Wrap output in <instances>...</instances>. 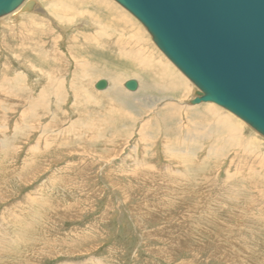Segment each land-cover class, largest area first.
I'll use <instances>...</instances> for the list:
<instances>
[{
  "label": "rangeland",
  "instance_id": "obj_1",
  "mask_svg": "<svg viewBox=\"0 0 264 264\" xmlns=\"http://www.w3.org/2000/svg\"><path fill=\"white\" fill-rule=\"evenodd\" d=\"M40 1L44 13L47 4L60 2ZM61 1L78 7L80 0ZM85 8L66 16L69 23L50 11L0 18V264L21 258L31 264H264V205L258 197L248 200L254 192L249 185L258 184V195L264 191L263 153L224 150L219 137L225 133L219 140L196 136L192 143V131L207 129L212 119L183 110V102L196 97L195 86L184 79L190 88L185 98L163 91L165 83L120 58L112 43L110 49L96 45V27L114 25L108 12L99 19L102 13ZM124 13L144 33L143 46L167 61L141 24ZM119 44L121 50L127 44L138 49ZM98 78L118 85L98 92ZM128 78L142 83L134 96L122 86ZM197 105L200 112L210 106ZM241 122L243 137L260 142L263 151L264 138ZM210 145L223 152L203 161ZM8 211L18 230L3 223Z\"/></svg>",
  "mask_w": 264,
  "mask_h": 264
},
{
  "label": "water",
  "instance_id": "obj_2",
  "mask_svg": "<svg viewBox=\"0 0 264 264\" xmlns=\"http://www.w3.org/2000/svg\"><path fill=\"white\" fill-rule=\"evenodd\" d=\"M25 0H0V18ZM198 90L264 138V0H114ZM105 80L95 84L103 91ZM138 88L136 80L124 84Z\"/></svg>",
  "mask_w": 264,
  "mask_h": 264
},
{
  "label": "bare ground",
  "instance_id": "obj_3",
  "mask_svg": "<svg viewBox=\"0 0 264 264\" xmlns=\"http://www.w3.org/2000/svg\"><path fill=\"white\" fill-rule=\"evenodd\" d=\"M52 1H54L55 2V0H52ZM113 1V2H112ZM57 3H50V1H49V3L50 4H47V6H46V9H45V11H47V13L49 14V11L50 12H52L53 14H54V18H55V20H56V18L60 21V22H62V23H69L70 22V20L71 19H69L71 16H73V15H76V12L77 13H80V12H78L79 10H77L78 9V7H80V6H83V7H85L86 6V8H89V9H91L92 10V13H93V10L94 11H99L100 13H102V17L100 16L99 17V19H101V18H103V12H105V13H109V17H110V21H112L111 23H110V25L111 26H113V28H111L110 26V28H107L108 27V25L106 26H98V27H96L97 29H98V31L96 32V34L94 35V36H91L93 39H92V41H94V43L97 45V44H100V45H108V46H110L109 47V49L111 48V43L114 45V46H116V48L114 49L115 50V52L114 53H116L117 55H119V57L120 58H122V59H126L125 61H127V62H129L131 65H133V66H135V68H136V70H140V71H143V70H149L150 72L152 71V74H154L155 75V78L158 80V81H160L161 83H165L164 85H163V91H169L170 93L171 92H177L178 93V95L180 94V93H182V94H184V98L186 97V96H188V94L187 93H189V91H190V88H189V86L187 85V82L186 81H189V80H187L179 71V73H177V72H175V67L172 65V63H170L169 62V60L167 59V61H164L162 58H159L160 56L157 54H155V52H150L151 50H149V47H147V49L149 50V51H147V49H146V47L145 46H143L144 45V42L146 43V41H144V40H147L146 38H144V33L138 28V27H136L135 26V23L132 21V19L126 14V13H124V10L123 11H117L116 10V8L118 7H116V6H114V5H118L114 0H80V1H78L77 2V5H79L78 7L76 6L75 7V2L74 1H70V3L69 4H67L66 3V1H61L60 0V2L59 1H56ZM59 2V3H58ZM115 2V3H114ZM40 3H41V1L40 0H25L23 3H22V5L18 8V9H16L14 12H12L11 14L12 15H14V16H27V15H36V14H38V13H44V10L41 8V6H42V4H41V6H40ZM47 3H48V0H47ZM73 4H75V5H73ZM114 4V5H113ZM46 5V4H45ZM74 6V7H73ZM45 7V6H44ZM121 7V6H120ZM86 8H85V10H86ZM122 8V7H121ZM59 9H61L62 11H57V10H59ZM126 11V10H125ZM111 12H112V15H111ZM47 13H44V14H46L47 15ZM104 13V14H105ZM113 13H114V15H113ZM128 13V12H127ZM43 14V15H44ZM84 14V16H87V15H89V13L88 12H84L83 13ZM91 14V13H90ZM99 13H96L95 15H98ZM10 15V14H9ZM45 15V16H46ZM59 15H61V16H59ZM91 15H94V14H91ZM95 15H94V17H95ZM106 15V14H105ZM111 15V16H110ZM29 16V17H30ZM44 16V17H45ZM66 16H68L69 18H67ZM99 16V15H98ZM97 16V17H98ZM107 16H108V14H107ZM50 17V16H49ZM48 17V18H49ZM76 17V16H75ZM92 17V16H91ZM131 19H129V18ZM131 17H132V15H131ZM19 18V17H18ZM21 18V17H20ZM73 18V17H72ZM79 18V17H78ZM96 18V17H95ZM108 18V17H107ZM8 19V18H7ZM51 19H52V21H53V18L51 17ZM94 18L92 17V20H93ZM99 19H97V20H99ZM2 20V19H1ZM12 20V19H11ZM105 20V19H104ZM135 20V19H134ZM73 21V20H72ZM86 21V23H87V19L85 20ZM96 21V20H95ZM137 21V20H136ZM90 22H92V21H90ZM100 23L102 22L101 20L99 21ZM109 22V21H108ZM3 23V22H2ZM85 23V22H84ZM99 23V24H100ZM102 23H104V21L102 22ZM61 24V23H60ZM109 24V23H108ZM113 24V25H112ZM130 24V25H129ZM37 25H39V24H37ZM42 25V27L44 28V24H41ZM84 25V24H83ZM131 25H133V26H135L134 28L132 27L131 28ZM34 27H35V25H33ZM31 27V26H30ZM63 27V26H62ZM65 27V26H64ZM91 27H93V26H91ZM90 27V28H91ZM104 27H106V28H104ZM114 27H115V29H114ZM7 28H8V26H7ZM40 28V27H39ZM135 28H136V30H135ZM141 28L143 29V31L145 32V34H147V36H149V40H150V42L151 43H153V41H152V38H151V36L148 34V32L146 31V29L141 25ZM9 29V28H8ZM22 30V29H21ZM44 31L43 32H45V30H46V28H44L43 29ZM96 30V29H95ZM35 31H37V30H35ZM40 31L42 32V30L40 29ZM47 31V30H46ZM120 32V33H119ZM37 33V32H36ZM126 33V34H125ZM30 34H31V32H30ZM33 34H34V32H33ZM44 34H46V33H44ZM81 34V33H80ZM122 34V35H121ZM125 34V35H124ZM142 36H140V35ZM22 35V34H21ZM28 35V34H27ZM36 35V34H35ZM41 35L42 34H40V37H41ZM89 35H91V34H89ZM31 37H32V35H30ZM83 36V35H82ZM113 36H115L116 37V42H115V40H113V41H111V38L113 37ZM140 36V37H139ZM26 37H28V36H26ZM45 37V36H44ZM38 38V37H37ZM77 38V37H76ZM84 38V37H83ZM139 38V39H138ZM23 39V38H22ZM28 39V38H27ZM36 39V38H35ZM37 40V39H36ZM88 40V39H87ZM86 40V41H87ZM86 41H84L85 43H86ZM109 42V43H107L106 44V42ZM124 41H128V43H131V44H134V46L135 47H137L138 49H133L132 48V46H130V44H127L128 46H130V48H127V45H124V48H123V46H121V48H123L122 50L120 49V45L121 44H119V43H124ZM88 42H89V40H88ZM70 43V42H69ZM105 43V44H104ZM150 44V43H149ZM25 45V44H24ZM123 45V44H122ZM137 45V46H136ZM153 45H154V48L155 49H157V47L155 46V44L153 43ZM133 46V47H134ZM39 47V46H38ZM76 47H78V46H76ZM117 47H118V49H117ZM72 48V47H71ZM43 50V49H42ZM76 50H78V49H76ZM85 50V49H84ZM83 50V51H84ZM126 50H128V51H126ZM40 51V50H39ZM157 51L159 52V53H161L158 49H157ZM34 52V51H33ZM38 52V51H37ZM42 52V51H41ZM90 52V51H89ZM42 53H46L45 54V56L47 57H45L46 59H48V58H50V57H53V59L52 60H55L56 59V56L55 55H53V56H51V54L49 53V52H42ZM105 53V52H104ZM162 54V53H161ZM38 55V54H37ZM40 55V54H39ZM44 55V54H43ZM94 55V54H93ZM163 55V54H162ZM16 56V55H15ZM20 56V55H19ZM18 56V57H19ZM41 56V55H40ZM82 56V55H81ZM80 56V57H81ZM88 56V55H87ZM164 56V55H163ZM42 57V56H41ZM165 57V56H164ZM44 58V57H43ZM76 59V58H75ZM57 60V59H56ZM48 61H49V59H48ZM44 62V61H43ZM55 62V61H54ZM88 63V62H87ZM86 63V64H87ZM58 64V63H57ZM77 65V64H76ZM83 65H85V64H83ZM75 66V65H74ZM81 66H82V64H81ZM83 67H85V66H83ZM100 67V66H99ZM78 68H80V67H78ZM86 68V67H85ZM91 68V67H90ZM140 68V69H139ZM170 68H172V69H170ZM6 69V68H5ZM41 69V68H40ZM84 69V68H83ZM88 71V70H87ZM92 71V70H91ZM93 72V71H92ZM96 72V71H95ZM104 71H102V73H103ZM110 72V71H109ZM125 72V71H124ZM174 72H175V74H174ZM84 73V72H83ZM89 74V73H88ZM88 74H85L84 73V75H87L88 76ZM92 74H94V73H92ZM104 75H106L105 73H103ZM151 74V73H150ZM176 74H177V76H176ZM81 75H82V73H81ZM154 75H153V77H154ZM99 76V75H98ZM100 76H101V73H100ZM117 76V75H116ZM125 76V75H124ZM86 77V76H85ZM102 77V76H101ZM107 77V76H106ZM111 77V76H110ZM109 77V78H110ZM87 78V77H86ZM117 78H118V76H117ZM116 78V79H117ZM96 79V78H95ZM101 79V78H100ZM99 78H98V80H100ZM113 79H114V77H113ZM113 79H111L112 81H111V86H108V83H107V88H106V91L105 90H103V91H105L104 92V94H108V93H110L111 91H113V89L111 90V87L112 88H115L118 84H117V82L115 83V81L113 80ZM186 81H185V80ZM51 80V79H50ZM92 80V79H91ZM120 80V79H119ZM122 80V79H121ZM149 80V79H148ZM127 81H129V78L127 79V80H125L122 84V86L124 87V83H126ZM91 82V81H90ZM98 82V81H97ZM96 82V83H97ZM107 82V81H106ZM137 82V81H136ZM149 82V81H148ZM96 83H94L93 85L95 86V84ZM138 83V88H136V90L134 91V92H128V94H133V95H130V96H134V95H136V94H138L139 93V91L142 89L141 87V84L139 83V82H137ZM146 83V82H145ZM75 84V83H74ZM140 84V85H139ZM110 85V84H109ZM43 87V86H42ZM62 86L61 85H59L57 88H59V90H58V92H60L61 90H62V88H61ZM72 87V86H71ZM156 87L157 86H155V88L154 89H156ZM159 88H160V86H158ZM56 88V89H57ZM119 88V87H118ZM158 88V90H161V89H159ZM196 88V87H195ZM56 89H55V91H56ZM149 89V88H148ZM116 90V89H115ZM119 90V89H118ZM192 90V89H191ZM22 91V90H21ZM97 91V90H96ZM117 91V90H116ZM116 91H114V92H116ZM193 91V90H192ZM57 92V91H56ZM57 92V93H58ZM79 92H81V93H83V91H79ZM89 92V91H88ZM91 92V91H90ZM89 92V93H90ZM99 92V91H98ZM160 92V91H159ZM195 92V91H194ZM196 92H198V90L196 91ZM193 93V92H192ZM99 94H101V92L99 93ZM98 94V96L101 98V95H99ZM115 95V94H114ZM190 95V94H189ZM195 95V94H194ZM57 96V95H56ZM103 96V95H102ZM106 96V95H105ZM183 96V95H182ZM181 96V97H182ZM191 96V95H190ZM92 97V96H91ZM96 97V96H95ZM116 97V96H115ZM115 97H114V99H115ZM196 97H197V95H196ZM196 97L194 98V99H196ZM102 98H104V97H102ZM108 98V97H107ZM112 98V97H111ZM130 98V97H129ZM44 99V98H43ZM92 99V98H91ZM96 99V98H95ZM105 99V98H104ZM110 99V98H109ZM114 99H112L113 101H115ZM121 99H122V97H121ZM123 99H125V98H123ZM183 99V98H182ZM190 99V98H189ZM194 99H192L191 98V104L189 103V104H187L186 102H188L187 100L186 101H184L183 102V105H184V108L185 109H183V110H189V111H194L195 112V114H196V116H195V114H194V116L195 117H198V116H200V118L202 119V118H207V116H208V118L209 117H211L212 119H211V123L209 124V126L207 125V129L205 128V127H198V128H195L193 131H192V133H194V136L191 138V141H192V143L193 142H195V139L194 138H196V136L197 137H199L200 139H201V136H203L202 137V139L204 140V139H209L210 138V136H211V134H213V135H215V138L216 139H218V135L219 134H226L225 135V137H222V135H221V137H219L220 138V141L224 144V147H222V148H224V150H226V148L228 149V147H232V149L231 150H233V153H263V155H264V150L263 151H260V149H262V147H260L261 146V144H260V142H257V141H255L252 137L251 138H249V139H247L246 137H243V132H244V128H243V125L241 126L240 125V120L239 119H237V117L235 118V116L233 115V114H231L230 112H228V111H226L227 112V114H222L221 112H220V109H219V107H218V109L214 106L215 104H211V103H206V104H209L210 106H208L207 108H204L202 111L204 112V113H206L207 115H205L203 112H200V109L199 110H197V108H198V105L197 104H192V101L194 100ZM38 100H39V98H38ZM94 100V99H93ZM107 100V99H106ZM101 101H102V99H101ZM110 101V100H109ZM120 101V100H119ZM170 101V100H169ZM177 101V100H176ZM93 102V101H92ZM97 102V101H96ZM108 102V101H107ZM116 102H117V100H116ZM116 102H114V103H116ZM171 102H172V100H171ZM171 102H170V104H171ZM178 102V104H181V102H182V100H178L177 101ZM38 103V102H37ZM99 104H100V101L98 102ZM109 103V102H108ZM152 103V102H151ZM113 104V103H112ZM142 104V103H141ZM167 104H169V103H167ZM202 104V103H201ZM102 105V104H101ZM116 105V104H115ZM152 105V104H151ZM177 105V104H176ZM203 105H204V103H203ZM202 106V105H201ZM118 106H116L115 108H117ZM122 107H124L125 108V106H122ZM104 108V107H103ZM123 108V109H124ZM164 108H166V107H164ZM180 108H181V105H180ZM119 109V108H118ZM117 109V110H118ZM122 109V110H123ZM127 108H125V110H126ZM167 109V108H166ZM166 109H164V112H166V111H168V113L171 111V110H166ZM173 109V108H172ZM176 109V108H175ZM166 110V111H165ZM174 110V109H173ZM222 110V109H221ZM124 111V110H123ZM128 111V110H127ZM120 112H122V111H120ZM125 112V111H124ZM109 113V112H108ZM123 113V112H122ZM128 113V112H127ZM127 113H126V115H127ZM167 113V112H166ZM171 113V112H170ZM173 113V112H172ZM172 113H171V115H169V116H171V117H169V118H172L173 116H172ZM176 113V112H175ZM175 113H174V116H175ZM190 113V112H189ZM110 114H112V113H110ZM124 114V113H123ZM122 114V115H123ZM165 114V113H164ZM36 115V114H35ZM177 115V114H176ZM121 116V115H120ZM125 116V115H124ZM130 116V115H129ZM23 117V116H22ZM165 117V116H164ZM168 117V116H167ZM25 118H26V116H25ZM113 118V117H112ZM117 118V117H116ZM199 118V119H200ZM115 119V118H114ZM165 119V118H164ZM210 119V118H209ZM139 120V119H138ZM167 119H165V121H166ZM174 120H176V119H174ZM178 120V119H177ZM235 120L236 121H239L238 123L237 122H235ZM51 122V121H50ZM113 122V121H112ZM173 122V121H172ZM179 122V121H178ZM243 122V121H242ZM242 122H241V124H242ZM177 123V122H176ZM178 124V123H177ZM180 124V123H179ZM16 125V124H15ZM197 125V124H196ZM206 125V124H205ZM204 125V126H205ZM247 125V124H246ZM17 126H19V125H17ZM152 126V125H151ZM159 127V126H158ZM14 128V127H13ZM12 128V129H13ZM71 128H73V126L71 127ZM188 128V127H187ZM250 128V127H249ZM11 129V128H10ZM15 129H18V127H16ZM70 130V129H69ZM17 131V130H16ZM67 131V130H66ZM152 131V130H151ZM155 131V130H154ZM74 132V131H73ZM72 132V133H73ZM179 132H180V130H179ZM14 133V132H13ZM178 133V132H177ZM16 134V133H15ZM68 134V133H67ZM189 134V133H188ZM258 134V133H257ZM69 135V134H68ZM1 136V135H0ZM178 136H180V134L178 135ZM220 136V135H219ZM224 136V135H223ZM68 137V136H67ZM255 138V137H254ZM68 139V138H67ZM215 139V140H216ZM178 140H179V137H178ZM211 140V139H210ZM219 140V139H218ZM7 141V140H6ZM68 141H70V140H68ZM217 141V140H216ZM182 142H183V140H182ZM196 142H198L197 140H196ZM204 142V141H203ZM210 142V141H209ZM79 143V142H78ZM184 143H185V140H184ZM215 144V143H214ZM3 145V144H2ZM80 145V144H79ZM184 146H185V144H183ZM37 146V145H36ZM48 146H50V144L48 145ZM60 146V145H59ZM152 146V145H151ZM182 145H180V147H181ZM3 147V146H2ZM47 147V146H46ZM57 147V146H56ZM31 148V147H30ZM150 148V147H149ZM177 148H178V145H177ZM3 149V148H2ZM49 149H51L50 147H49ZM144 149V148H143ZM204 149V148H203ZM5 150V149H4ZM33 150V149H32ZM193 150H196V149H193ZM235 150V151H234ZM149 151V150H148ZM164 151V150H163ZM180 151V150H179ZM198 151V150H197ZM197 151H195V152H189V153H196ZM199 151H200V149H199ZM1 152H2V150H1ZM34 152V151H33ZM172 152H175L174 150H172ZM221 152H223L221 149L219 150L218 148H215V145L214 146H209V150H208V152L206 153V155L204 156V157H202V159H203V161L205 160V157H207V158H209V157H211V156H215V153H221ZM35 153V152H34ZM176 153V152H175ZM180 153V152H179ZM183 153V152H182ZM1 154V153H0ZM179 155V154H178ZM259 155H261V154H255V156H257L258 158H261V156H259ZM213 156V157H214ZM192 157V156H191ZM212 158V157H211ZM257 159V158H256ZM170 160H173V159H170ZM186 160V159H185ZM207 161V160H206ZM257 165V164H256ZM259 165H263V164H261V163H259ZM201 166V165H200ZM256 167V166H255ZM250 174H253V173H255V171L254 170H252V169H250L249 171H248ZM262 172V173H261ZM260 173H261V175H259V172H258V175L259 176H263L264 177V172L263 171H260ZM249 174V175H250ZM182 175V174H181ZM184 176V175H183ZM247 176H248V174H247ZM246 177V176H245ZM245 177H244V180L246 181V179H245ZM250 178H252V175H250ZM248 179H249V177H248ZM256 185H258V184H251V185H249V189H248V191H251L252 192V190H254V192H252V197L250 196V198L248 199L249 201H253L256 197H258L259 198V202L260 203H262L263 205H264V191L261 189V193H260V195H258L257 194V186ZM242 190V189H241ZM235 191H238V189H236L235 188ZM245 190L243 189V192H244ZM225 192V191H224ZM231 193V192H230ZM226 194V193H225ZM233 194H235V193H233ZM245 194V193H244ZM39 196V195H38ZM244 196V195H243ZM231 197V196H230ZM236 197V196H235ZM36 198V197H35ZM32 199V198H31ZM28 200V199H27ZM39 200V199H38ZM29 201V200H28ZM39 203V202H38ZM29 204H31L30 202H29ZM44 204V203H43ZM256 204V203H255ZM32 205V204H31ZM261 205V204H260ZM33 206V205H32ZM38 206H39V204H38ZM52 207V206H51ZM14 208V207H13ZM18 208H19V206H18ZM42 208H43V206H42ZM259 208V207H258ZM262 209V208H261ZM259 210V209H258ZM263 210V209H262ZM45 211V210H44ZM261 211V210H260ZM259 212V211H258ZM6 214V213H5ZM14 213L11 211L10 212V214H9V211H8V215H7V218H5V220L3 221V223H5L6 222V224H7V222H9V226H7V227H11V226H13V225H15V226H13V227H11L13 230L12 231H15V230H18V228H20V226L19 225H16V221H14L15 219H16V216H14L13 215ZM23 214V213H22ZM12 215V216H11ZM22 218V217H21ZM13 221V222H12ZM19 223V222H18ZM17 223V224H18ZM1 227H3L2 225H0ZM16 226H18V227H16ZM8 231H10V230H8ZM23 232V231H22ZM26 232V231H25ZM29 232V231H28ZM10 233V232H9ZM13 234V233H12ZM21 235V234H20ZM19 237V236H18ZM74 238V237H73ZM12 239L14 240L13 241V243L14 242H18L17 240H18V238L15 236L14 238L12 237ZM74 241V240H73ZM72 241V242H73ZM22 243V242H21ZM15 246V245H14ZM63 247V246H62ZM60 248V247H59ZM11 249V248H10ZM12 250V249H11ZM10 250V251H11ZM67 250V249H66ZM20 251V250H19ZM61 251H63V250H61ZM14 252H15V250H14ZM23 253V252H22ZM21 253V254H22ZM19 253H17V255H18ZM73 254V253H72ZM14 256H15V254H13ZM13 255H11V256H13ZM16 255V256H17ZM67 255H68V253H67ZM13 256V257H14ZM18 257H19V255H18ZM38 257V256H37ZM34 258V257H33ZM8 259H9V257H8ZM22 260L20 261V259H19V262H17V263H12V264H27V263H29V264H31L30 262H27V261H24L23 260V258H21ZM37 260V259H36ZM31 261V260H30ZM10 263V264H11Z\"/></svg>",
  "mask_w": 264,
  "mask_h": 264
}]
</instances>
